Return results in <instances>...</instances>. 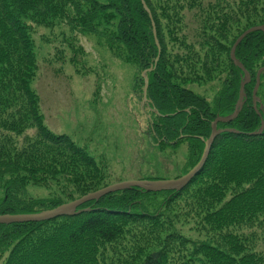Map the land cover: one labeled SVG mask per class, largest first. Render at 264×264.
<instances>
[{
  "label": "trees",
  "instance_id": "trees-1",
  "mask_svg": "<svg viewBox=\"0 0 264 264\" xmlns=\"http://www.w3.org/2000/svg\"><path fill=\"white\" fill-rule=\"evenodd\" d=\"M187 14L193 22L186 21ZM258 25H264V0H0V172L13 174L0 180L6 189L0 214L50 207H42L44 200L22 197L28 181H61L69 199L94 191L102 182L95 159L44 124L31 86L38 72L37 27L66 28L72 36L65 40L97 36L113 57L148 71L152 133L166 145L189 140L194 167L212 122L232 114L239 97L244 72L232 61L231 48L244 31ZM236 55L251 81L238 117L218 127L240 133L220 134L202 171L183 190H169L174 194L169 201L185 200L211 238L189 241L175 232L163 244L157 232L162 213L134 198L154 192L131 188L117 193L132 195L111 199L109 194L101 205L87 204L92 210L74 216L1 224L0 251L14 242L4 264H104L102 250L108 246L121 247L118 257L138 264H172L173 253L177 264L182 252L198 264H264V250L256 249L264 240V131L251 134L262 124L253 90L264 67V32L246 36ZM190 82L194 88L186 85ZM206 85L217 86L213 97L199 88ZM263 88L264 72L258 90L262 113Z\"/></svg>",
  "mask_w": 264,
  "mask_h": 264
},
{
  "label": "rangeland",
  "instance_id": "rangeland-1",
  "mask_svg": "<svg viewBox=\"0 0 264 264\" xmlns=\"http://www.w3.org/2000/svg\"><path fill=\"white\" fill-rule=\"evenodd\" d=\"M186 21L193 22L190 14H187ZM71 36L66 28L35 29L38 72L31 86L39 97L44 124L54 134L66 135L72 139L78 147L83 148L95 159L101 169L102 182L99 188L85 195L124 181L175 179L187 174L196 160L190 141L183 140L178 145L174 142L171 145L161 144L157 135L152 133L150 110L147 101L143 102L144 71L133 63H126L113 57L103 40L97 36L79 34L71 40H65ZM73 42H77L76 45ZM73 49L76 51H72ZM191 84L186 83L187 86L194 88ZM199 88L213 97L217 86L206 85ZM262 93L264 94V88ZM28 132L33 134L34 130ZM12 176L11 172H0L1 181ZM60 182L50 180L45 185H40L28 181L22 197L44 200L42 207H50L41 212L82 197L76 195L69 199L63 192V182ZM2 185L0 182V196L6 191ZM117 192L109 193L113 194L111 199L133 194L132 191L130 194L122 193L123 195ZM107 195L98 200L87 201L77 210L90 211L92 206L87 204L94 202L99 206L101 205L99 201ZM134 195V198L140 199L148 210L162 213L158 220L160 228L157 232L163 244L168 245L175 232L189 241L201 242L211 238V234L202 229L203 226L199 225L200 220L194 216L197 212L192 210L189 204L184 206L185 200L175 203L174 198L172 203L169 201L174 195L172 191H155L147 196ZM58 199H62V203L54 207ZM164 202L166 206L163 205ZM86 205L88 207H84ZM12 245L14 242L0 251V264L6 262ZM256 249L264 250V240L259 242ZM102 252L107 257L104 264H138V261L126 260L125 256L119 258L117 253H122L119 246L114 248L108 246ZM175 255L177 256V253L172 254L174 256L172 264L176 262ZM186 255L188 254L182 252L177 264H198Z\"/></svg>",
  "mask_w": 264,
  "mask_h": 264
},
{
  "label": "water",
  "instance_id": "water-1",
  "mask_svg": "<svg viewBox=\"0 0 264 264\" xmlns=\"http://www.w3.org/2000/svg\"><path fill=\"white\" fill-rule=\"evenodd\" d=\"M143 5L145 9L149 12V8L147 7L146 3L143 1ZM154 27V36L157 42V45L159 46V42L157 39V33H156V28L155 24L153 23ZM255 31H263L264 32V25H258V26H253L246 31H244L235 41L231 48V59L233 62L240 67L245 75L241 81L240 84V90H239V98L237 100L235 110L234 112L229 115V116H219L217 117L213 122H212V132L210 136L205 140V148L202 153V156L199 160V162L185 175L175 178V179H159V180H131V181H124L120 183L113 184L105 189H101L99 191L90 193L88 195L82 196L81 198L66 203L62 204L59 207L44 211V212H39V213H31V214H20V215H1L0 216V224H6V223H15V222H26V221H43V220H49L53 219L56 217L60 216H73L76 214L81 213V210H77L82 204H84L87 201L90 200H98L99 198L112 193V192H117V191H122L129 189L131 187H139L142 189H146L149 191H164V190H182L184 189L195 177L198 175L202 169L204 168L210 152L212 150L213 144L216 140V138L222 134L223 132H232V133H240L237 129L234 128H218L217 125L218 123H229L234 121L243 105L245 102L246 98V93H245V86L247 83L251 81V75L249 71L246 69L244 64L237 58L236 56V51L238 46L241 44V42L248 36L249 34L255 32ZM150 68L149 70H151ZM264 72V67L259 69L257 72V82L253 90V103H254V108L257 110L258 114L260 116H263L262 124L261 127L258 131L252 132V135H258L261 134L264 131V113L262 114L260 109L257 108L258 104V90L261 84V74ZM143 77L145 79V87H144V93L143 97L144 100L147 99V90L149 86V77L147 75V71H144Z\"/></svg>",
  "mask_w": 264,
  "mask_h": 264
},
{
  "label": "bare ground",
  "instance_id": "bare-ground-1",
  "mask_svg": "<svg viewBox=\"0 0 264 264\" xmlns=\"http://www.w3.org/2000/svg\"><path fill=\"white\" fill-rule=\"evenodd\" d=\"M204 148H205V142H204ZM82 207V205L80 206V208ZM92 210V209H91ZM87 212V211H86Z\"/></svg>",
  "mask_w": 264,
  "mask_h": 264
}]
</instances>
